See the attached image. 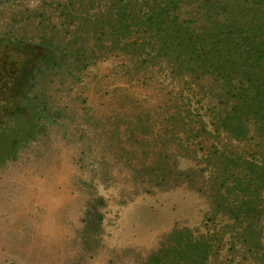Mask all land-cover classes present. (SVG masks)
<instances>
[{
	"label": "rangeland",
	"instance_id": "obj_1",
	"mask_svg": "<svg viewBox=\"0 0 264 264\" xmlns=\"http://www.w3.org/2000/svg\"><path fill=\"white\" fill-rule=\"evenodd\" d=\"M127 1L144 18L119 31L100 11L120 0H0V40L49 46L73 62L31 92L45 109L37 134L0 151V206L9 186L22 192L27 177L43 180L49 162L61 167L65 208L20 211L18 235H0V264H141L173 229L230 231L214 209L215 185L222 172L248 184L246 161L264 166V129L228 113V91L248 71L213 68L225 66L226 22L256 0ZM227 186L230 203L253 199L233 179ZM260 193L259 234L243 244L231 232L235 248L225 236L215 264H264Z\"/></svg>",
	"mask_w": 264,
	"mask_h": 264
},
{
	"label": "trees",
	"instance_id": "obj_2",
	"mask_svg": "<svg viewBox=\"0 0 264 264\" xmlns=\"http://www.w3.org/2000/svg\"><path fill=\"white\" fill-rule=\"evenodd\" d=\"M68 6L62 7L68 11L66 10ZM216 6L212 3L208 7ZM237 6L240 8V5ZM235 8L233 12L237 11ZM105 9L106 13L103 10L100 12L109 15L110 28L116 27L119 31L127 29L126 23H129L130 18L133 21L144 18L139 16L138 10L127 0H120V5L114 2L106 4ZM65 11H60L62 19L68 16ZM246 12L244 15L238 13L234 19L231 17L226 22L225 26L231 30L229 33H224L219 42V55L223 58L225 66L219 65L213 68L217 72L233 64L230 66L233 69L243 68L242 70L248 71L244 73L241 81L235 84V90L228 91L236 92L228 113L242 114L245 118L252 115L258 127L264 129V74L258 75L255 72L258 68L264 67V0H256L253 7ZM94 19L98 22L99 17L94 15L91 22ZM159 21L160 19L157 21L153 19L152 24H158ZM177 40L178 37H175L174 42L176 43ZM72 63L64 57L54 55V50L49 46L0 40V135L3 134L5 138L3 144H0V151L9 143L14 145L18 142L16 138L19 136L25 135L24 139L19 140L20 144L37 134L38 123L43 118L45 109L36 94L30 97L31 92L37 90L41 84L51 83L54 71L70 69ZM225 123L230 125L228 119ZM246 166L251 169L252 177L248 184H242L237 180L235 173H230L233 176H225L222 172L221 181L215 185L214 209L233 222L224 226L231 228L230 231L219 233L205 226L204 231L188 227L173 229L141 264H215V259L224 245L225 236H229L225 241L226 245L230 244L235 248L236 245L232 243L234 233L231 232L242 237L243 244H246V239L256 237L259 234L257 229H260V215L263 209L255 202V198L261 195L260 191L264 188V166L254 159L246 161ZM230 178L243 197L252 189L253 199L230 203L226 199L233 193V190L227 186V179ZM223 189L224 192H221ZM252 244L254 248H258L260 239H255Z\"/></svg>",
	"mask_w": 264,
	"mask_h": 264
},
{
	"label": "bare ground",
	"instance_id": "obj_3",
	"mask_svg": "<svg viewBox=\"0 0 264 264\" xmlns=\"http://www.w3.org/2000/svg\"><path fill=\"white\" fill-rule=\"evenodd\" d=\"M47 165L40 171L43 180H38V176H30L27 177L29 188L27 186L21 192L18 187L13 189L9 186L2 193L1 198L4 201L0 206V235L5 242L18 235V219L20 211L23 209H31L34 212L38 209L37 211H41V213L55 211L56 214H60L64 210L62 199L66 190L60 179L61 167L49 162ZM69 210L74 212L72 206H69Z\"/></svg>",
	"mask_w": 264,
	"mask_h": 264
}]
</instances>
